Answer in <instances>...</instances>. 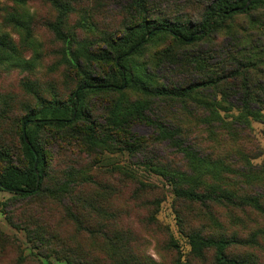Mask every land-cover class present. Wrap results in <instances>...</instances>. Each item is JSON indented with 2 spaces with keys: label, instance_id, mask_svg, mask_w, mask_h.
Here are the masks:
<instances>
[{
  "label": "rangeland",
  "instance_id": "obj_1",
  "mask_svg": "<svg viewBox=\"0 0 264 264\" xmlns=\"http://www.w3.org/2000/svg\"><path fill=\"white\" fill-rule=\"evenodd\" d=\"M59 1L70 8L61 32L70 39L73 51L80 42L89 51L100 52L106 48L107 39L122 37L125 28L138 20L135 0ZM210 1L214 0L142 3L151 2L148 8L152 11L144 16L147 20L178 18L196 22ZM56 19L57 11L47 0H0V173L5 159L19 169L25 168L19 138L23 117L30 111H38L40 117L64 116L67 110L62 107L81 80L68 63L67 43L51 29ZM233 57L247 69L245 92L256 96L248 111L238 108L239 91L227 78L229 81H221L219 87L209 86L206 91L191 94L193 97L186 101L149 100L157 110L147 114L182 131L175 138L212 163L209 173L198 176L200 179L203 175L201 188L210 186L236 196H254L264 206V6L233 16L223 29L191 45L162 34L146 44L129 66L139 75L147 71L155 87L178 88L226 74L233 69ZM83 64L96 76L110 70L102 62ZM88 96L83 110L106 133L110 126L108 111L115 101H135V110L150 106L137 86L121 94L96 92ZM220 96L228 97L226 103L213 106L215 112L198 106V101L209 105L213 100L219 101ZM78 129L77 126L66 134L54 129L40 131L39 141L50 177L41 195L28 201L0 191V264H66L63 256L75 255L92 258L95 264L114 263L109 242L97 232L90 236L77 230L80 225L76 226L69 217L67 198L48 195L53 182L69 179L61 172L74 159L84 169L82 173L94 176L101 188L93 187V191L100 195L104 215L94 224H107L110 230L118 231L126 253L140 260L139 264H214L211 250L204 251L201 258L191 254L185 236L191 232L206 237L235 236L247 245L227 249V255L264 264V214L239 205L182 202L172 185L144 164L162 163L168 168L185 164L174 143L159 138L153 124L137 117L131 122L130 135L147 142L146 149L135 153L121 151L118 143L109 138L105 146L97 150L82 147L84 152L76 155L73 142ZM117 167L136 182L150 186V190L144 191L129 177L119 176ZM76 179L81 180L82 176ZM152 212L158 224L149 220ZM179 214L183 223L177 221ZM95 218L90 216L91 221ZM80 220L83 225L85 219ZM165 229L170 238L165 236Z\"/></svg>",
  "mask_w": 264,
  "mask_h": 264
},
{
  "label": "trees",
  "instance_id": "obj_2",
  "mask_svg": "<svg viewBox=\"0 0 264 264\" xmlns=\"http://www.w3.org/2000/svg\"><path fill=\"white\" fill-rule=\"evenodd\" d=\"M52 7L57 11V19L54 24H51V29L55 35L67 43V52L69 54L68 63L71 68H74L80 75L81 80L75 87L73 92L63 105V109L67 110L64 116H42L38 115V111H30L26 114L20 126V141L25 157V168L19 169L13 165L9 159H5V165L0 173V191H7L15 197H20L23 200H34L46 191L44 183L50 177L46 172V159L44 156V149L39 141L40 131L47 129H54L60 133H70L78 126V136L73 142L74 147L78 150L77 153H83L82 147H90V149L97 150V147H102L107 144V140L118 143L119 148L128 150L131 153L138 152L145 148V139L134 138L130 135L131 122L137 119H142L145 122L153 124L158 129V137H162L169 142H173L175 148L180 151L185 164L181 168H168L162 163L150 164L145 162L151 169L161 175L166 181L172 185L175 196L180 201L199 203L206 206L207 203L215 205H239L240 207H250L255 211L264 214L263 204L254 196H236L235 194L224 191L214 190L208 186L209 189L201 188L202 181L198 179L200 174L209 173V168L212 163L206 158L196 155L193 150L186 148V144L176 139V134L182 135V131L175 126L168 127V124L161 122L159 119L151 118L147 112H151L156 108L150 103L151 100H166V101H186L191 99V94H199L209 86L214 88L219 87L221 81L227 82V78L231 79L229 82L239 91L240 106L239 109L248 111L249 105L256 100V96H250L246 93L245 84L246 74L244 68L239 65L241 60L233 57V69L226 74H220L207 81L196 80L189 82L187 86L178 88H167L164 86H153V77L146 72L141 75L136 73L129 63L138 52L151 40L161 36L162 34L169 35L176 42L191 45L199 42L205 37L218 32L224 28L227 20L233 16L249 12V10L264 6V0H214L207 3L199 12L200 20L190 22L180 20L178 18L147 20L145 15L152 11L147 5L142 3V0H135L134 6L138 13V20H135L132 25L125 28L122 37L115 40L109 38L105 41L106 48L100 52H91L83 45L78 44V48L73 51L70 39H67L61 32V25L64 23L66 14L70 11L67 4L61 3L59 0H47ZM179 17V16H178ZM239 42L234 40V43ZM224 53V48H222ZM229 56L228 52L225 54ZM102 62L109 65L110 70L106 74L96 76L85 70L83 62ZM231 63V64H232ZM137 84V85H135ZM137 86L138 90L145 94L144 102L150 103L147 108L135 110V101L129 102L123 99L122 102H114L108 111V125L107 133L100 130L99 127L88 117L83 110V105L86 103L88 95L96 92L117 93L121 94L127 89H133ZM37 96V95H36ZM120 97V96H118ZM123 97V96H121ZM228 96H220L219 101H211L209 105L206 102L198 101L200 108L204 107L205 111L215 112L214 105L226 103ZM150 100V101H149ZM58 105V102H57ZM59 106V105H58ZM62 106V105H60ZM60 108V107H59ZM146 110V111H145ZM157 110V109H156ZM145 112V113H144ZM209 112H204L208 113ZM161 116V115H158ZM180 132H179V131ZM65 137V135H63ZM66 147H68V144ZM93 147V148H91ZM3 154L0 153V156ZM69 165L67 169L61 173L68 176L67 181L53 182L52 188H48V195L53 197H66L69 204V217L76 226L77 230L88 232L90 236L100 234L103 240L109 242L112 254L114 255L113 264H139L140 260L127 254L123 245H121V234L116 230H110L107 224H94L99 216L104 215L101 209L100 195L93 191L101 189L98 182L91 174L84 175L80 169V163L74 159L67 162ZM90 165H88L89 167ZM119 176L123 178L129 177L133 184H137L140 189L144 191L150 190V186L145 183H138L131 175L125 172L121 167H117ZM35 171L38 172L36 175ZM78 176L82 179H76ZM135 182V183H134ZM204 182V181H203ZM203 185V184H202ZM104 190V189H102ZM63 191L62 194H58ZM145 192H142V194ZM65 194V195H63ZM96 218L92 221L90 216ZM153 212L149 215V220L158 224L152 218ZM80 218H84V224H80ZM177 221L183 223V217L179 214ZM95 229V231H93ZM83 231V232H84ZM32 234V232H30ZM167 238L169 236L168 230H164ZM188 245L190 252L197 258L204 255V251L211 250L213 254L214 264H253V261L247 257H231L226 254L227 249H234L236 247H245L247 242L237 239L235 236L226 238L223 236L211 237L203 236L197 232L187 233ZM41 240V237H39ZM172 242V241H171ZM46 245V242L44 243ZM66 264H95L91 259L86 260L84 256H63Z\"/></svg>",
  "mask_w": 264,
  "mask_h": 264
},
{
  "label": "water",
  "instance_id": "obj_3",
  "mask_svg": "<svg viewBox=\"0 0 264 264\" xmlns=\"http://www.w3.org/2000/svg\"><path fill=\"white\" fill-rule=\"evenodd\" d=\"M35 173H36V175H38V172L37 171H35Z\"/></svg>",
  "mask_w": 264,
  "mask_h": 264
}]
</instances>
